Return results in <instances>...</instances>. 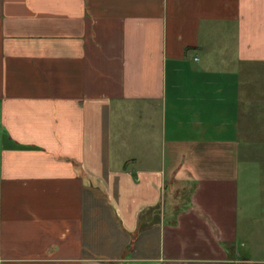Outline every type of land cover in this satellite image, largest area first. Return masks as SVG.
Segmentation results:
<instances>
[{
	"label": "crops",
	"instance_id": "1",
	"mask_svg": "<svg viewBox=\"0 0 264 264\" xmlns=\"http://www.w3.org/2000/svg\"><path fill=\"white\" fill-rule=\"evenodd\" d=\"M260 235L264 0H0V264H264Z\"/></svg>",
	"mask_w": 264,
	"mask_h": 264
},
{
	"label": "rangeland",
	"instance_id": "2",
	"mask_svg": "<svg viewBox=\"0 0 264 264\" xmlns=\"http://www.w3.org/2000/svg\"><path fill=\"white\" fill-rule=\"evenodd\" d=\"M260 82H261V81H260ZM260 93H261V92H260ZM258 103H260V102H258ZM263 237H264V235H263V236L260 235L259 238H255V239H257L256 242H257L258 245H260V244H262V242H264ZM252 247H253V248H250V244H249L248 249H250L252 252H254V253L256 254V256H260V255H261V256L264 257V252H263L264 250L257 248V246H256L255 249H254V245H253Z\"/></svg>",
	"mask_w": 264,
	"mask_h": 264
}]
</instances>
